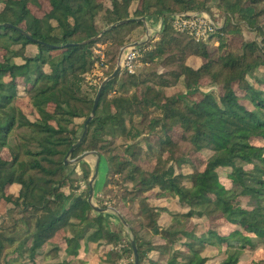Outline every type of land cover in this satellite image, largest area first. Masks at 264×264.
Instances as JSON below:
<instances>
[{
  "label": "trees",
  "instance_id": "1",
  "mask_svg": "<svg viewBox=\"0 0 264 264\" xmlns=\"http://www.w3.org/2000/svg\"><path fill=\"white\" fill-rule=\"evenodd\" d=\"M211 1L0 0V152L7 150L9 157H0L5 208L0 264H38L41 257L46 264H115L122 253L132 255L129 242L117 249L122 231L93 210L88 186L78 190L71 177L75 171L64 158L79 140L96 95L97 88L83 79L92 69L93 48L105 45L108 77L119 50L143 26L141 18L159 17L163 29L141 47L132 74L121 70L107 83L86 135L70 156L95 151L106 159L109 174L98 202H105L114 175L124 174L131 184L134 194L123 197L122 206L136 205V215L121 214L139 264H206L203 253L209 248L225 254L218 264H238L258 242L252 264H264V90L253 84H264V75H258L264 69V34L259 42L244 43L240 52L231 50L225 36L234 16L260 30L257 19L264 9L256 5L264 0H246L248 5L218 0L214 7L224 15L222 26L200 42L170 26L168 15L176 12L214 15ZM215 44L218 52L212 55L209 47ZM189 57L205 62L195 69L186 64ZM166 88L178 92L168 95ZM174 128L181 130L175 140ZM115 138L126 143L125 160L111 149ZM142 144L147 151L159 146L151 171L136 163ZM188 151L211 154L201 169L184 174L181 167L191 164ZM79 165L88 183L90 169L83 161ZM14 185L18 191L8 192ZM166 198L181 211L170 213L149 201ZM240 198L247 199L246 206ZM162 213L171 217L167 227L159 224ZM192 220L203 224L201 231L196 225L188 230ZM80 252L97 257L78 258Z\"/></svg>",
  "mask_w": 264,
  "mask_h": 264
},
{
  "label": "rangeland",
  "instance_id": "2",
  "mask_svg": "<svg viewBox=\"0 0 264 264\" xmlns=\"http://www.w3.org/2000/svg\"><path fill=\"white\" fill-rule=\"evenodd\" d=\"M218 0H212L211 1V5L210 6L212 8V11L214 12V15H212L214 18H216L217 21H219V23L222 22L224 20V15L222 14V12H220L219 10H217L214 5L217 3ZM240 2H245V5H248V3H246V0H240ZM264 3L262 4H258L256 5V10L262 11L264 9ZM135 7V5L132 6V9ZM34 8V7H33ZM1 9V6H0ZM35 13L37 15H41V10H36V8H34ZM145 19V18H144ZM153 19H160L159 18H153ZM146 23H148L149 25L153 24V21H150V18L147 19V21H145ZM230 27L233 29H230V31H228L225 36H226V40L227 43L229 45V47L231 48L232 51L234 52H240L242 45L246 42H252V41H257L259 42L264 34V12L261 13V15H259L258 19H257V23L260 25L259 29L260 30H251L249 27H247L243 22H241L239 20V18L237 16H234L230 19ZM234 26V27H233ZM238 29V32H234L232 30ZM144 32H146L145 29V24L143 23V26L140 28L135 29L129 36V38L127 39V43H132V42H138L139 40H141V37L144 36ZM149 43V41L146 42V44ZM143 44V45H146ZM143 45H139L140 47H142ZM217 45H211L209 47V50L211 51L212 55L217 54L218 50H217ZM105 47V46H104ZM103 47V48H104ZM124 47V46H123ZM122 47V48H123ZM95 48H97V45L93 48V55L92 58L95 56ZM141 49V48H140ZM121 50V49H120ZM119 50V52H120ZM104 51V50H103ZM119 56V53H118ZM203 62H205L203 59L201 58H191L188 61V64L191 67L196 68V66H198L199 64H202ZM138 63V62H137ZM118 64V58H117V63ZM116 65L114 67V69L116 68ZM160 71V70H157ZM264 75V69H260L258 71V75ZM105 75V72H104ZM94 76L93 73L91 71H89L84 77V83L87 85H91L94 88H97L99 85L101 84V82L99 80H95L94 81ZM250 82H253L250 80ZM99 84V85H98ZM254 86L257 88H261L264 90V84L263 85H258L255 84L253 82ZM119 81L117 84V89L119 90ZM98 86V87H97ZM201 86L204 87L206 86V82L203 81L201 82ZM141 88V87H140ZM139 88V89H140ZM116 89V88H115ZM118 90L116 91V94H118ZM177 89L174 88H166L165 92L166 94L170 95L172 93H175V91H177ZM112 91V90H111ZM111 91H109V96L111 94ZM97 92V91H96ZM178 92V91H177ZM113 96V95H112ZM193 98V97H191ZM189 100V99H188ZM188 100H186V103L189 104ZM242 104L248 106L247 102L241 101ZM22 105H24V103H22ZM77 124H80L82 122L81 119H78L75 121ZM136 122V121H135ZM80 132V130H79ZM181 130L174 128L171 135L172 138L175 140L178 135H180ZM147 139L150 140H155V136H151L148 135ZM110 140V139H109ZM112 145H111V149L114 152V155L117 156V158H123V160H125V158H127V156H124V150H125V142L121 141V139L119 138H115V139H111ZM141 147L142 149V153L141 155L138 156L136 163H139L140 166L147 170V171H151L153 170L155 163H156V154L159 153V146H154L152 150L147 151L145 150V146L142 144ZM188 149V148H187ZM183 150V148H182ZM91 152L96 153L97 155H99L97 152L95 151H85L82 152L81 154H79L77 157L72 158L70 155L68 157L65 156L64 160H66V165H68L69 170L74 169V174H72V178L75 181V186L78 187L79 191H84L86 190V187L88 186V183L82 181L81 176V167L79 165V162H76L77 158L79 157H84L83 158V162H85L88 167H90V177L93 174V167L94 164L97 160V156L96 154H92ZM211 153L208 151H204V152H200V153H194L191 151H188V159L191 161V164H185L181 167V172H183L184 174L188 173L192 167H196L197 169H201L203 167V163L204 161L207 159V157L210 155ZM0 157L3 159H8V153L7 150H2L0 152ZM167 154H162L160 157V160L162 163L163 161L166 159ZM121 160V159H120ZM119 161V160H118ZM158 161V162H159ZM173 163L171 162L170 165H172ZM109 174V167L107 165V161L103 156H99L98 158V164H97V170H96V178L92 184L93 187V199H92V204L98 208H103L106 209V214H108L109 218L112 220L113 223V227L116 230L122 231L123 233V238L124 241L121 243L120 246L117 247V249H121L125 246H127V243L130 241V239H132V234L130 232L129 226L126 225L124 226L117 218V214L120 215L123 219V215L121 213H123V211H131V213L133 215H136V209L137 206L130 204L126 207H123L122 204V199L123 197H126V199L128 197L131 198V196H133L134 192L132 191L133 188H131V184L127 183L124 181V174L122 175H114L112 181L110 182V187L109 189L105 192L106 196H105V202H98L95 198L97 197V195H100L104 189L105 183L107 181V177ZM219 176H220V181L222 184H225L226 186H228V183L225 181L224 179V171H219ZM89 177V179H90ZM88 179V180H89ZM17 186L14 185L12 187H10L8 189V192H13L16 193L17 190ZM155 193V191H151L150 196H152ZM146 194V196L148 195ZM150 204L152 206H162L165 208H168L167 210L172 213V212H176V211H181V209H179L178 204L176 203V201L174 199H167L164 201H157V200H149ZM241 204L243 206L247 205V199L246 198H240ZM133 205V206H132ZM122 211H121V210ZM5 211V208L2 204H0V222H1V214ZM17 216L12 215L11 218H15ZM128 217L129 214H128ZM125 220V219H124ZM171 217L168 213H163L159 219V223L163 226V227H167L170 224ZM126 222V221H125ZM127 224V223H126ZM198 224V225H197ZM193 225H196L198 227L195 228V231H201L202 230V226L203 224L201 222L192 220L188 222L187 228L188 230H192L193 229ZM260 248V243L258 242L256 248L254 250H246L240 257L239 263L238 264H252V260L257 258L258 256V251ZM119 249V250H120ZM121 252V251H120ZM79 255V254H78ZM203 256L207 257V259L209 260L206 264H218L221 262V260L224 258L225 254L222 251H218L215 250L213 248H209L207 250L204 251ZM89 259H96V257L94 256H88ZM10 260V258H9ZM23 264H30L29 262H25ZM38 264H46L45 260H43V258H39L38 259ZM115 264H133V257L130 254H124L122 253L120 256V259H116Z\"/></svg>",
  "mask_w": 264,
  "mask_h": 264
},
{
  "label": "built area",
  "instance_id": "3",
  "mask_svg": "<svg viewBox=\"0 0 264 264\" xmlns=\"http://www.w3.org/2000/svg\"><path fill=\"white\" fill-rule=\"evenodd\" d=\"M169 23L172 29L176 32L185 33L194 38L196 42L203 41L207 39L215 30L221 27V22L216 20L213 16L209 15L207 12H176L169 14ZM147 21V19H145ZM145 24L146 35L144 40L148 39L150 41L154 36L160 32L164 27V18L156 19L155 26L152 27L148 23ZM150 21L151 20L150 18ZM141 41V42H142ZM136 42L126 44L123 47V51L119 60L121 70L127 71L129 74H132L137 65L138 58L140 56V46L134 45ZM104 48L101 45H97L95 48V56L93 57V65L91 72L93 73L94 81L101 80L103 81L106 77L104 72L108 68V63L105 57ZM115 92L113 91L112 94Z\"/></svg>",
  "mask_w": 264,
  "mask_h": 264
},
{
  "label": "water",
  "instance_id": "4",
  "mask_svg": "<svg viewBox=\"0 0 264 264\" xmlns=\"http://www.w3.org/2000/svg\"><path fill=\"white\" fill-rule=\"evenodd\" d=\"M145 19L144 18H141V22L144 23ZM120 23H123V22H120ZM112 27V26H111ZM25 36L26 33L25 32H22ZM148 41V39L142 41V42H136L134 43V45H143V44H146V42ZM122 51H123V48H121L120 52H119V56H118V64L116 65V68L114 69L113 73L111 75H109L108 77H106L102 82L101 84L99 85L98 87V90L96 92V95H95V98L93 100V106H92V109H91V112H90V115L87 117V119L85 120L84 124H83V131H82V134L79 138V140L77 141L76 144H74L70 150L68 151L66 157H68L71 152L73 151L74 147L79 144L82 139L84 138V136L86 135L87 133V125L88 123L92 120V118L94 117L95 115V111L97 109V106H98V102H99V98L101 96V93L104 91L105 89V86L107 85V83L112 80L115 76H117L119 74V72L121 71V66H120V63H119V60H120V57H121V54H122ZM92 154H96L94 152H91ZM97 160L94 164V167H93V174L91 175L90 179L88 180V197H87V201L89 202V204L92 206L93 210L96 212V213H105L107 210L106 209H103V208H98L96 206H94L92 204V199H93V187H92V184L96 178V170H97V164H98V158H99V155H97ZM84 157H79L77 158L76 162H80L83 160ZM64 163L66 165V160H64ZM117 218L118 220L124 225L126 226V222L125 220L117 214ZM130 243V246H131V249H132V255H133V264H139V260H138V254H137V249H136V246H135V243L133 241V239H130L129 241Z\"/></svg>",
  "mask_w": 264,
  "mask_h": 264
},
{
  "label": "crops",
  "instance_id": "5",
  "mask_svg": "<svg viewBox=\"0 0 264 264\" xmlns=\"http://www.w3.org/2000/svg\"><path fill=\"white\" fill-rule=\"evenodd\" d=\"M148 19V18H147ZM151 20H153V22H155L156 21V19H153V18H151ZM143 23V22H142ZM152 27H154L155 26V23H153L152 25H151ZM222 26V25H221ZM145 35H146V32H144V36H142L141 37V40H139L138 41V43L139 42H141L143 39H144V37H145ZM156 36V35H155ZM155 36H154V38H155ZM153 38V39H154ZM100 45V44H99ZM101 46H105V45H101ZM191 58H198V57H189L188 59H187V61H186V64L188 65V66H190L189 64H188V61L191 59ZM200 66V64L198 65V66H196V68H198ZM191 67V66H190ZM192 68H194V67H192ZM195 68V69H196ZM89 169H90V167H89ZM18 191V188H17V190H16V192ZM13 193V192H12ZM98 196V195H97ZM168 198H166V199H161V200H158V201H164V200H167ZM160 207H162V206H160ZM168 209V208H167ZM108 218H109V216H108V214H106V212L104 213ZM163 214V213H162ZM161 214V215H162ZM161 217V216H160ZM110 219V218H109ZM111 220V219H110ZM111 222H112V220H111ZM160 224V223H159ZM161 225V224H160ZM162 226V225H161ZM100 252V249H99V251L97 252V253H99ZM94 256V257H97V255L95 254V253H90L89 255H85L84 254V252H80L79 253V255L77 256L78 258H84L85 260H94V259H89L88 258V256Z\"/></svg>",
  "mask_w": 264,
  "mask_h": 264
}]
</instances>
